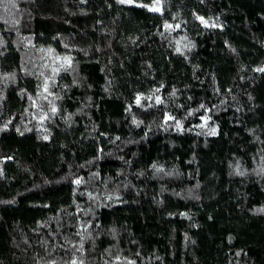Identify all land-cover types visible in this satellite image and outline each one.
I'll return each mask as SVG.
<instances>
[{
	"label": "trees",
	"instance_id": "obj_1",
	"mask_svg": "<svg viewBox=\"0 0 264 264\" xmlns=\"http://www.w3.org/2000/svg\"><path fill=\"white\" fill-rule=\"evenodd\" d=\"M260 69L264 0H0V264H264Z\"/></svg>",
	"mask_w": 264,
	"mask_h": 264
},
{
	"label": "rangeland",
	"instance_id": "obj_2",
	"mask_svg": "<svg viewBox=\"0 0 264 264\" xmlns=\"http://www.w3.org/2000/svg\"><path fill=\"white\" fill-rule=\"evenodd\" d=\"M149 8H150V10H151L152 12H159V11H160V7H159L158 5L150 6ZM154 8H158L159 10H152V9H154Z\"/></svg>",
	"mask_w": 264,
	"mask_h": 264
},
{
	"label": "snow or ice",
	"instance_id": "obj_3",
	"mask_svg": "<svg viewBox=\"0 0 264 264\" xmlns=\"http://www.w3.org/2000/svg\"><path fill=\"white\" fill-rule=\"evenodd\" d=\"M120 2H124V0H120ZM152 10H159L158 8H154V9H152ZM260 71H264V69H260ZM77 183H79V181H77ZM73 264H75V262H73Z\"/></svg>",
	"mask_w": 264,
	"mask_h": 264
}]
</instances>
